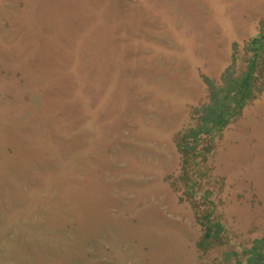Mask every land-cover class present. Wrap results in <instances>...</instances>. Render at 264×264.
I'll return each instance as SVG.
<instances>
[{
	"label": "rangeland",
	"instance_id": "rangeland-1",
	"mask_svg": "<svg viewBox=\"0 0 264 264\" xmlns=\"http://www.w3.org/2000/svg\"><path fill=\"white\" fill-rule=\"evenodd\" d=\"M263 19L264 0H0V264H239L264 237V91L193 196L176 139ZM204 197L227 242L200 246Z\"/></svg>",
	"mask_w": 264,
	"mask_h": 264
},
{
	"label": "trees",
	"instance_id": "trees-1",
	"mask_svg": "<svg viewBox=\"0 0 264 264\" xmlns=\"http://www.w3.org/2000/svg\"><path fill=\"white\" fill-rule=\"evenodd\" d=\"M248 49L250 56L246 69L236 75L233 69L228 68L223 75L224 86L211 83L210 101L196 108L197 122L177 136L176 142L183 156L185 192L189 196L197 193L201 175L200 159L212 153L216 136L241 113L249 101L264 91V19L258 32L248 41ZM202 143L203 146L200 145ZM204 199L203 202L209 203V206L201 221L205 233L199 242L200 246L224 243V240L227 242L225 225L214 216L212 201L208 197ZM234 254L239 264H264V237L255 239L249 247L239 251H227L225 258Z\"/></svg>",
	"mask_w": 264,
	"mask_h": 264
}]
</instances>
